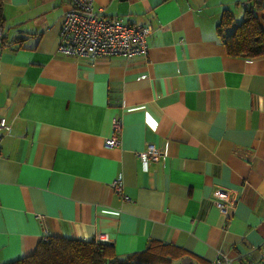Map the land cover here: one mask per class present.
Listing matches in <instances>:
<instances>
[{
  "label": "crops",
  "instance_id": "obj_1",
  "mask_svg": "<svg viewBox=\"0 0 264 264\" xmlns=\"http://www.w3.org/2000/svg\"><path fill=\"white\" fill-rule=\"evenodd\" d=\"M93 3L150 25L147 55H64V0H0V264L47 236L99 237L118 257L154 239L185 251L178 264H259L264 54L229 55L217 28L250 11L264 30V0ZM115 118L119 144L106 146ZM147 144L162 155L145 166ZM217 189L233 207L215 205Z\"/></svg>",
  "mask_w": 264,
  "mask_h": 264
},
{
  "label": "built area",
  "instance_id": "obj_2",
  "mask_svg": "<svg viewBox=\"0 0 264 264\" xmlns=\"http://www.w3.org/2000/svg\"><path fill=\"white\" fill-rule=\"evenodd\" d=\"M66 9L62 16L57 50L64 55L89 56L92 58L122 55L126 58L147 55V38L152 32L150 25L127 22L120 16L104 15L102 6H94L93 0H64ZM0 129H10L4 118H0ZM121 121L115 118L110 136L106 137V146L119 144ZM1 139V135H0ZM140 161H156L162 155L154 144H147L137 152ZM123 176L117 174L111 181V187L117 193L122 191ZM212 200L217 207H233L234 197L228 189L215 190ZM99 237H96V240ZM217 264H230L231 259L224 256L216 260ZM259 264H264V252Z\"/></svg>",
  "mask_w": 264,
  "mask_h": 264
},
{
  "label": "trees",
  "instance_id": "obj_3",
  "mask_svg": "<svg viewBox=\"0 0 264 264\" xmlns=\"http://www.w3.org/2000/svg\"><path fill=\"white\" fill-rule=\"evenodd\" d=\"M231 24V16L223 17L217 28L229 55L252 57L264 54V30L256 16L247 11L229 32L226 29ZM184 254L178 246L151 239L143 250L118 257L113 245L94 238L47 236L39 241L33 253L4 264H171Z\"/></svg>",
  "mask_w": 264,
  "mask_h": 264
},
{
  "label": "rangeland",
  "instance_id": "obj_4",
  "mask_svg": "<svg viewBox=\"0 0 264 264\" xmlns=\"http://www.w3.org/2000/svg\"><path fill=\"white\" fill-rule=\"evenodd\" d=\"M187 261L189 262L188 259H185L184 261L181 260V264H184L185 262L188 263ZM189 263H191V262H189ZM171 264H178V262L175 260Z\"/></svg>",
  "mask_w": 264,
  "mask_h": 264
}]
</instances>
